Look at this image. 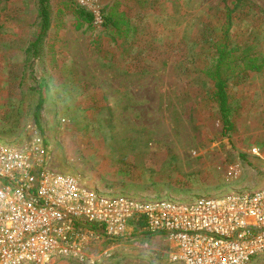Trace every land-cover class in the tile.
<instances>
[{
	"label": "rangeland",
	"instance_id": "374dc122",
	"mask_svg": "<svg viewBox=\"0 0 264 264\" xmlns=\"http://www.w3.org/2000/svg\"><path fill=\"white\" fill-rule=\"evenodd\" d=\"M231 2L50 0L35 47L39 0H0V143L31 149L40 138L52 169L112 196L187 202L263 187L264 69L230 79L229 133L202 72ZM238 5L229 42L264 55V0ZM77 8L91 25L76 28ZM112 12L128 32L105 24ZM142 227L98 244L93 264H158V237Z\"/></svg>",
	"mask_w": 264,
	"mask_h": 264
},
{
	"label": "built area",
	"instance_id": "2783aa9c",
	"mask_svg": "<svg viewBox=\"0 0 264 264\" xmlns=\"http://www.w3.org/2000/svg\"><path fill=\"white\" fill-rule=\"evenodd\" d=\"M35 140L31 149L0 143V264H93L98 244L130 237L134 225L165 234L172 263L264 258V186L187 202L107 195L52 169Z\"/></svg>",
	"mask_w": 264,
	"mask_h": 264
},
{
	"label": "trees",
	"instance_id": "16d2710c",
	"mask_svg": "<svg viewBox=\"0 0 264 264\" xmlns=\"http://www.w3.org/2000/svg\"><path fill=\"white\" fill-rule=\"evenodd\" d=\"M242 0H232V9L228 8L227 22L223 24L222 35L212 44V56L209 62H206L202 72L214 83L213 98L218 103L222 115L223 132L229 133L234 128L232 120V110L230 104V95L228 92L229 81L232 77H238L241 73L261 72L264 69V55L252 52L254 45L252 42L246 44H231L229 42L232 19L239 2ZM77 19L76 28L80 29L84 23L92 24L94 14L85 11L83 8L74 10ZM39 16L41 18V33L33 46H38L51 24L50 0H39ZM128 21L123 14L110 13L105 17V24H109L119 34L128 30ZM43 98L40 97L37 111L35 114L36 122L39 123V113L42 107Z\"/></svg>",
	"mask_w": 264,
	"mask_h": 264
},
{
	"label": "crops",
	"instance_id": "0c3cea01",
	"mask_svg": "<svg viewBox=\"0 0 264 264\" xmlns=\"http://www.w3.org/2000/svg\"><path fill=\"white\" fill-rule=\"evenodd\" d=\"M143 226V225H142ZM142 231H146L150 234H154L153 237H158V247L153 248L152 253L158 254V264H176L170 261V253L172 251V242L167 238L165 234L162 233H154L147 231L144 227L141 229Z\"/></svg>",
	"mask_w": 264,
	"mask_h": 264
}]
</instances>
